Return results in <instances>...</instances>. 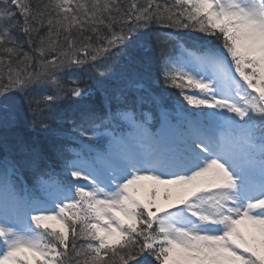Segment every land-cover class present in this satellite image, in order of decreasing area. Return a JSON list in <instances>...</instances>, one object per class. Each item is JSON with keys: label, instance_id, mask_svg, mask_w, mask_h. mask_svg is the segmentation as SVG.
I'll list each match as a JSON object with an SVG mask.
<instances>
[{"label": "snow or ice", "instance_id": "obj_1", "mask_svg": "<svg viewBox=\"0 0 264 264\" xmlns=\"http://www.w3.org/2000/svg\"><path fill=\"white\" fill-rule=\"evenodd\" d=\"M0 264H264V0H0Z\"/></svg>", "mask_w": 264, "mask_h": 264}, {"label": "trees", "instance_id": "obj_2", "mask_svg": "<svg viewBox=\"0 0 264 264\" xmlns=\"http://www.w3.org/2000/svg\"><path fill=\"white\" fill-rule=\"evenodd\" d=\"M33 3H35V0H33ZM140 43H144L145 44V47H147V40L145 41H141ZM25 49H27V45H25ZM137 51L140 55H148L147 52H145L144 48H140L139 47V44H138V48H137ZM149 70V67L147 68V71ZM48 94V93H47ZM64 108H65V105L64 104H61L60 105V115H63L64 113ZM59 119V117H58ZM23 120L24 121H19L18 123V131L19 133L26 139V140H31V139H35V136L30 133V130L31 132L35 133V134H39L38 130L36 128H34L31 124V115L28 114V113H25V115L23 116Z\"/></svg>", "mask_w": 264, "mask_h": 264}]
</instances>
